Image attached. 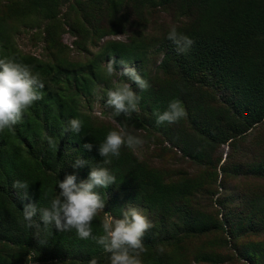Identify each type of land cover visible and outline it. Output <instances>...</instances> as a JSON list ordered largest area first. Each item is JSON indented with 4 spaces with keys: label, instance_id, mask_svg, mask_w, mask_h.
<instances>
[{
    "label": "trees",
    "instance_id": "obj_1",
    "mask_svg": "<svg viewBox=\"0 0 264 264\" xmlns=\"http://www.w3.org/2000/svg\"><path fill=\"white\" fill-rule=\"evenodd\" d=\"M64 1L0 0V58L30 65L44 84L43 98L22 121L0 132V264H30L28 255L43 264H87L93 258L109 264V254L91 239L45 229L39 214L34 220L40 228L22 222L24 204L47 207L58 180L76 174L79 183L91 166L99 165L116 177V183L97 189L106 212L113 209L116 189L127 187L138 192L141 205L152 214L142 264H264V0H75L69 4L72 20L70 10L59 14ZM160 11L175 20L156 26L152 14ZM148 17L153 30L144 32ZM42 21L48 47L44 60L20 52L11 37L17 26ZM64 24L76 35L77 47L88 52V44L99 48L84 59L70 57L60 39ZM173 25L194 41L186 53H178L167 39ZM118 33L125 40L108 38L99 45ZM113 59L115 70L123 67L121 60L138 63L137 73L150 85L141 91L132 83L141 97L139 110L130 117L111 114L118 127L95 122L78 103L79 95L91 94L109 79L102 63ZM172 100L181 102L186 116L157 125L154 113L164 112ZM72 118L84 122L79 135L64 132ZM149 126L169 147L203 166L202 173L176 177L148 166L127 147L111 164H103L98 149L109 131ZM84 144H92V150ZM224 144L225 158L214 156ZM78 156L89 165L73 169ZM219 171L251 182L230 188L222 178L216 181ZM16 180L29 184L31 201L19 198L12 187ZM212 183L223 189L214 198L220 217L192 199ZM102 216L93 221V235L101 233Z\"/></svg>",
    "mask_w": 264,
    "mask_h": 264
},
{
    "label": "clouds",
    "instance_id": "obj_2",
    "mask_svg": "<svg viewBox=\"0 0 264 264\" xmlns=\"http://www.w3.org/2000/svg\"><path fill=\"white\" fill-rule=\"evenodd\" d=\"M167 39L172 41L178 53H186L190 50L194 41L179 33L175 25L170 28ZM116 61L113 59L105 63L104 74L106 78L117 74L126 77L128 82L116 84L114 89L106 93V107L112 109V115H124L130 117L133 112L139 110L141 97L133 90L132 83L145 91L150 86L148 81L142 78L135 68L121 60L123 71L115 70ZM44 84L40 74L34 73L30 65L17 62L14 57L0 58V132L5 129L12 130L24 118L25 114L40 101ZM157 125L165 122L176 123L186 116V112L179 100L169 102L167 109L160 113L155 112ZM84 122L78 118L67 121L64 132H72L79 135ZM48 143L55 148V141L48 137ZM145 141L137 135L126 130L109 131L103 143L99 144V155L103 157V164H111V158H119L121 149L127 147L136 151L143 147ZM92 144H84L83 148L91 151ZM89 165V161L78 156L72 164L73 169H79ZM116 183V177L108 168L91 166L86 180L77 183V175L69 174L62 181L58 180L56 195L50 199L47 207L37 208L36 203L24 204L22 210V222H26L29 228H40L34 217L39 214V221L43 227H55L60 232L74 231L81 240H93L102 247L108 255L109 264H142L141 254L144 252L143 239L145 233L153 227L152 222L142 210L128 204L121 210V217L116 218L110 212L105 211V200L97 192L98 188L106 189ZM19 198L31 201L29 196V184L26 181L16 180L12 185ZM103 213L100 228L101 233L93 235V221ZM162 251V249H161ZM87 264H98L93 258Z\"/></svg>",
    "mask_w": 264,
    "mask_h": 264
},
{
    "label": "rangeland",
    "instance_id": "obj_3",
    "mask_svg": "<svg viewBox=\"0 0 264 264\" xmlns=\"http://www.w3.org/2000/svg\"><path fill=\"white\" fill-rule=\"evenodd\" d=\"M74 3L75 0H65L64 3H62L59 7V14L63 15L67 12H70L68 14V18L72 20L73 10L69 7L70 3ZM74 7H77V5H73ZM153 15V22H156V26L162 23L163 26L172 23L173 20H175V15H170L168 11H160L155 12ZM152 18H147L146 28L144 32L153 30L149 26L152 22ZM67 18H65L66 20ZM68 19V21H69ZM64 20V21H65ZM43 27L44 23L43 21L39 23V26H23L19 25L16 28H14V31L12 32V40L14 46L20 50V52L29 53L32 54L40 59H46L48 55V47L46 42L43 39ZM154 27V26H153ZM68 26L64 24V29L61 33L60 39L62 43L65 45V49L67 53L70 55V57L74 59H84L90 56V52H95L99 46H90L88 44L89 52L79 48L75 45L74 40L76 39V35L74 33L67 31ZM112 38V39H120L125 40L126 35L124 33H118L117 35H110L102 38V40L99 42L102 43L105 39ZM154 58L158 59L157 55H154ZM110 60H104L102 65L105 66V63H108ZM129 67H133L136 70H138V63H132L128 65ZM152 69V68H151ZM117 72L123 71V67L116 70ZM128 82L131 83V81H127L126 77H123L119 74L110 77L104 82H101L98 84L93 92L89 95H79L78 96V103H79V109L82 113L87 114L90 116L92 120L95 122H101V123H111L115 126H117V123L115 120L112 119V109L106 107V93L110 89H114L116 84L121 82ZM133 87V85H131ZM118 127V126H117ZM261 128H264L261 127ZM260 128V129H261ZM127 131V130H126ZM150 131V132H149ZM131 134L137 135L140 138H142L145 143L142 148L133 151L136 156L143 160L148 166L156 167L157 169H162L166 171L167 173L174 175V176H180L181 174H189V175H195L196 177L199 176V173H202L201 169H205L203 166H199L196 164H193L190 162L187 158L183 157L181 155V152L175 148V147H169V144L163 140L160 132L156 131L154 132L152 127H148L146 130L144 129H137V128H131L130 131ZM264 132V131H262ZM228 152V145L224 144L221 145L217 151L215 152L214 156H221L222 159L225 158L226 153ZM203 167V168H202ZM222 176V177H221ZM225 177V178H223ZM223 179L226 186H229L232 188V186L236 185H245L247 182L250 183L251 180L249 178H243L241 176L236 177H227L224 175H221V172L219 171V174L217 176V182L220 181V179ZM205 189L199 190V192L195 193L193 195L194 202L196 203V206H200L202 208H206L209 211L212 212H219V217L221 215V211H219V206L214 203V198L219 193H223L222 187H216L213 183L211 185H206ZM215 192V193H213ZM131 204L134 207H137L142 210L143 214L148 217V219L152 222V214L151 212L143 207L141 205L140 201V195L138 192L131 188H118L115 192V203L113 205V209L109 211L114 217L116 218H122L121 217V210L125 208L126 205ZM226 250V248L224 249ZM27 260H29L30 264H43L42 262H34L32 261V255L27 256Z\"/></svg>",
    "mask_w": 264,
    "mask_h": 264
}]
</instances>
